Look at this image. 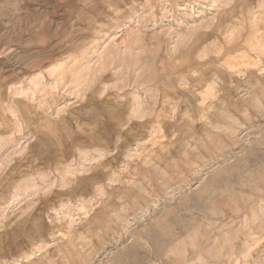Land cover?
<instances>
[{
    "label": "rangeland",
    "instance_id": "1",
    "mask_svg": "<svg viewBox=\"0 0 264 264\" xmlns=\"http://www.w3.org/2000/svg\"><path fill=\"white\" fill-rule=\"evenodd\" d=\"M0 264H264V0H0Z\"/></svg>",
    "mask_w": 264,
    "mask_h": 264
},
{
    "label": "bare ground",
    "instance_id": "2",
    "mask_svg": "<svg viewBox=\"0 0 264 264\" xmlns=\"http://www.w3.org/2000/svg\"><path fill=\"white\" fill-rule=\"evenodd\" d=\"M115 9V8H114ZM111 10V9H110ZM114 15V14H113ZM181 69V68H180ZM100 70V69H99ZM106 71V70H105ZM170 71V70H169ZM179 71V70H178ZM101 73V72H100ZM219 73V72H218ZM223 74V73H222ZM195 75V74H194ZM224 75V74H223ZM220 76V75H219ZM98 77V76H97ZM137 77V76H136ZM197 77V76H196ZM223 77V76H222ZM221 77V78H222ZM149 78V77H148ZM220 78V79H221ZM137 79V78H136ZM196 80V79H195ZM137 81V80H136ZM149 81V80H148ZM146 84V83H145ZM245 84V83H244ZM158 86V85H157ZM136 88V87H135ZM87 91V90H86ZM167 91V90H166ZM142 92V91H141ZM151 93V92H150ZM219 97V96H218ZM169 99V98H168ZM215 99V98H214ZM136 101H137V99H136ZM145 101V100H144ZM167 101V100H166ZM183 102V101H182ZM118 104H120V103H118ZM142 104V103H141ZM130 105V104H129ZM143 105V104H142ZM149 105V104H148ZM139 106H141V105H139ZM215 106H216V104H215ZM183 109V108H182ZM186 109V108H185ZM111 110V109H110ZM110 115H114V112H113V114H112V112L110 111ZM192 114V113H191ZM115 116V115H114ZM173 116V115H172ZM123 117V116H122ZM185 118V117H184ZM206 118V117H205ZM152 119V118H151ZM128 120V119H127ZM150 120V119H149ZM193 122V121H192ZM202 122V121H201ZM100 123V122H99ZM188 123V122H187ZM191 123V122H190ZM126 124V123H125ZM143 124H145V122L143 123ZM116 125V124H115ZM142 125V124H141ZM166 126V125H165ZM141 127V126H140ZM184 127V126H183ZM191 129V128H190ZM92 132V131H91ZM182 144V143H181ZM79 151V150H78ZM82 151V150H81ZM80 151V152H81ZM88 151V150H87ZM112 156V155H111ZM49 161V160H48ZM102 169V168H101ZM75 179V178H74ZM83 179V178H82ZM81 183V182H80ZM155 243V242H154Z\"/></svg>",
    "mask_w": 264,
    "mask_h": 264
}]
</instances>
